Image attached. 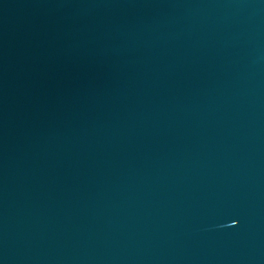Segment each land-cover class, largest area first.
Here are the masks:
<instances>
[{"label":"water","instance_id":"95a60500","mask_svg":"<svg viewBox=\"0 0 264 264\" xmlns=\"http://www.w3.org/2000/svg\"><path fill=\"white\" fill-rule=\"evenodd\" d=\"M0 264H264V0H0Z\"/></svg>","mask_w":264,"mask_h":264}]
</instances>
